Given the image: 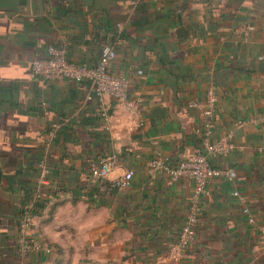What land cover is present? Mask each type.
Returning a JSON list of instances; mask_svg holds the SVG:
<instances>
[{"label":"crops","instance_id":"1","mask_svg":"<svg viewBox=\"0 0 264 264\" xmlns=\"http://www.w3.org/2000/svg\"><path fill=\"white\" fill-rule=\"evenodd\" d=\"M50 46L89 66L112 47L110 73L140 101V118L108 96L85 101L86 81L35 77L31 63ZM211 89V141L230 135L235 148L208 161L234 177L212 180L188 250L176 255L194 186L151 177L149 165L204 153ZM104 155L117 157L109 179L133 171L128 188L90 179ZM25 213L32 250L20 264H79L81 230L68 245L65 236L81 221L90 264H264V0H0V264H19ZM115 234L125 241L113 244Z\"/></svg>","mask_w":264,"mask_h":264},{"label":"built area","instance_id":"2","mask_svg":"<svg viewBox=\"0 0 264 264\" xmlns=\"http://www.w3.org/2000/svg\"><path fill=\"white\" fill-rule=\"evenodd\" d=\"M116 55L112 47H104L94 66L78 64L68 61L67 51L62 47L50 46L47 49V55L41 59H35L31 63V72L35 77L46 80L67 79L78 83L86 81L88 83V93L85 101H100L103 97L112 98L130 117L140 118V101L131 99L127 94V84L122 78L116 77L110 73V65ZM216 95L213 89L209 90L206 97V104L202 108L203 116L207 120L205 131L202 137V149L204 153H193L172 164L169 158L158 157L151 161L148 173L151 177L158 174H165L171 180L187 178L192 181L194 186L193 194L189 200L188 213L183 227L179 233V242L181 248H186L192 241L193 229L199 222L204 200L210 195V183L215 178H226L232 180L234 173L229 169L213 168L208 161L211 156H225L234 150V145L230 142V135L216 142H212L213 129L211 118L214 114L216 105ZM194 106V105H193ZM100 115L104 121L107 120V113L104 109ZM57 125L52 126L51 134ZM40 166L43 172L44 164ZM117 167V157L115 155H104L94 162L90 167V179L103 188L110 190H124L131 184L133 171H126L122 176L109 179L110 174ZM233 196L243 199L239 193L234 192ZM247 223L254 225L255 221L250 214L248 206L242 209ZM30 218L29 213H25L23 220ZM31 219V218H30ZM259 236L264 246V226L258 227ZM181 237V240H180ZM183 237L186 240H182ZM30 246L25 245L21 248L22 255Z\"/></svg>","mask_w":264,"mask_h":264},{"label":"rangeland","instance_id":"3","mask_svg":"<svg viewBox=\"0 0 264 264\" xmlns=\"http://www.w3.org/2000/svg\"><path fill=\"white\" fill-rule=\"evenodd\" d=\"M216 100H217V97H216ZM103 218V214L99 215V219L101 220ZM34 220L33 219H30V218H25L23 220V223H22V226H20V232L18 233L17 235V256L19 257L18 258V263L20 264V262H24L25 260L28 259V255L29 253L31 252L32 250V242L31 240L29 239L30 235H31V232H30V227H32L34 225ZM101 224H98L97 226V232H100L102 231V235H104V220H101ZM200 222V221H199ZM199 222L197 223V225L199 224ZM82 224V226H79L78 224L77 225H74V229L71 228V226L68 225V230H70L68 233H67V236H65V243L66 245L70 244L71 241H73V231H79L81 230L80 232V236H77V239H76V242L78 241V238L80 239V247H81V259L82 261L79 262V264H90V262L88 261L89 257H90V253L87 252V249H86V246H85V243L84 241H86L87 239L90 238V236H87L86 233H85V226L83 225L84 224V221H81L80 222ZM83 230V231H82ZM104 230V231H103ZM125 236H121V235H118V234H115L114 235V238H112V241H113V244L115 245H120L122 244V242L120 241H125ZM180 240H181V237H180ZM183 241L186 240L185 237H183L182 239ZM25 245H29L30 248H29V251L27 250L23 255L22 253L23 252H20L21 248ZM188 250V247L186 248H181L180 245L177 246V250H176V255H179L180 252H183V251H187ZM129 255V253H128Z\"/></svg>","mask_w":264,"mask_h":264},{"label":"trees","instance_id":"4","mask_svg":"<svg viewBox=\"0 0 264 264\" xmlns=\"http://www.w3.org/2000/svg\"><path fill=\"white\" fill-rule=\"evenodd\" d=\"M56 47H60V46H56ZM65 49H66V47H64ZM66 51H67V49H66ZM67 59H68V51H67ZM210 164V163H209ZM101 187V186H100ZM102 188V187H101ZM106 190H108V191H111L110 189H108V188H105ZM94 192V191H93ZM92 194V193H91ZM38 207L40 206V207H42V205H41V203L39 202L38 204ZM33 214H35L34 212H33ZM201 220V216H200V219H199V221ZM201 222V221H200ZM197 226V225H196Z\"/></svg>","mask_w":264,"mask_h":264}]
</instances>
